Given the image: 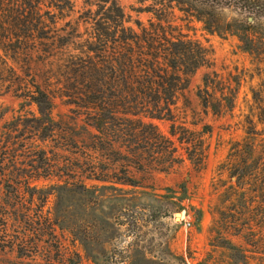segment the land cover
Returning a JSON list of instances; mask_svg holds the SVG:
<instances>
[{
    "label": "rangeland",
    "instance_id": "rangeland-1",
    "mask_svg": "<svg viewBox=\"0 0 264 264\" xmlns=\"http://www.w3.org/2000/svg\"><path fill=\"white\" fill-rule=\"evenodd\" d=\"M115 2L132 20L149 18L137 12L148 3ZM72 5L71 12L51 8V14L56 28L78 22V54L92 36V12H104L110 3L72 0ZM220 17L243 20L228 10ZM177 23L187 38L212 51L213 70L237 90L231 113L209 115L196 127L212 128L204 135V167L184 160L169 173H152L145 187L92 179V168L101 174L111 159L104 155L105 141L94 138L84 109L56 100L54 134L43 140L31 137L17 118L37 115L36 106L24 104L8 82L2 83L0 264H264V218L260 222L254 209L260 201L253 193L255 176L241 189L238 166L227 158L231 145L245 136L252 90L264 98V56L242 50L234 34L208 33L196 21ZM253 25L264 43V18ZM209 71L199 69L184 93L192 108L198 104L196 87ZM186 122L189 127V112ZM155 124L167 134L169 122ZM115 171L121 176L119 163Z\"/></svg>",
    "mask_w": 264,
    "mask_h": 264
},
{
    "label": "trees",
    "instance_id": "trees-1",
    "mask_svg": "<svg viewBox=\"0 0 264 264\" xmlns=\"http://www.w3.org/2000/svg\"><path fill=\"white\" fill-rule=\"evenodd\" d=\"M108 2L106 11L92 12V36L81 46L85 52L76 54L78 22L56 28L51 14V8L71 12L72 0H0V84L8 82L17 99L37 108V115L18 116V124L43 140L57 128L56 100L84 109L94 138L105 141L104 155L111 159L101 174L92 168V179L99 181L145 187L152 173H169L184 160L202 169L208 149L204 135L212 128L196 127L209 115L231 113L237 90L213 70L212 51L187 38L177 21L199 22L212 34H234L242 50L264 56L253 25L264 18V0H139L148 3L137 11L149 16L146 22L132 20L115 0H99ZM224 10L243 20H222ZM201 68L210 71L196 87L198 104L192 108L184 93ZM252 99L245 136L231 145L227 158L238 166L241 189L255 176L253 193L260 203L254 209L263 222L264 98L252 90ZM155 121L169 122L167 134Z\"/></svg>",
    "mask_w": 264,
    "mask_h": 264
},
{
    "label": "built area",
    "instance_id": "built-area-1",
    "mask_svg": "<svg viewBox=\"0 0 264 264\" xmlns=\"http://www.w3.org/2000/svg\"><path fill=\"white\" fill-rule=\"evenodd\" d=\"M189 224V223H188Z\"/></svg>",
    "mask_w": 264,
    "mask_h": 264
}]
</instances>
